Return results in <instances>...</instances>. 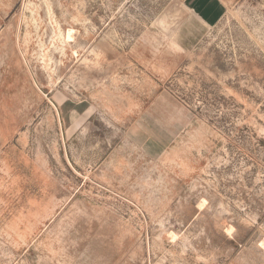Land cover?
Returning a JSON list of instances; mask_svg holds the SVG:
<instances>
[{"label":"rangeland","instance_id":"374dc122","mask_svg":"<svg viewBox=\"0 0 264 264\" xmlns=\"http://www.w3.org/2000/svg\"><path fill=\"white\" fill-rule=\"evenodd\" d=\"M224 1L196 35L181 0H0V264H264V0Z\"/></svg>","mask_w":264,"mask_h":264},{"label":"crops","instance_id":"0c3cea01","mask_svg":"<svg viewBox=\"0 0 264 264\" xmlns=\"http://www.w3.org/2000/svg\"><path fill=\"white\" fill-rule=\"evenodd\" d=\"M181 1L184 9L195 22L196 27H193V31L196 33V35L218 23L226 10V3L224 0Z\"/></svg>","mask_w":264,"mask_h":264},{"label":"bare ground","instance_id":"6f19581e","mask_svg":"<svg viewBox=\"0 0 264 264\" xmlns=\"http://www.w3.org/2000/svg\"><path fill=\"white\" fill-rule=\"evenodd\" d=\"M70 33H71V30H70V29H68V31H67V38H69V37H70Z\"/></svg>","mask_w":264,"mask_h":264}]
</instances>
